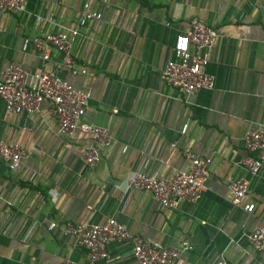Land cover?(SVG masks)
<instances>
[{
	"label": "crops",
	"instance_id": "1",
	"mask_svg": "<svg viewBox=\"0 0 264 264\" xmlns=\"http://www.w3.org/2000/svg\"><path fill=\"white\" fill-rule=\"evenodd\" d=\"M24 5L21 12L0 11V78L16 65L28 72L30 86L43 70L89 91L82 120L107 127L112 141L101 147L97 163L87 165L90 134H59L47 101L32 114L16 113L0 97V139L26 151L16 171L0 160V264H138L131 240L110 242L107 258L91 263L66 231V222L108 218L163 247L188 242L174 264H264V248L255 249L247 237L264 224V166L252 174L243 163L258 157L245 146L246 131L264 128V0ZM83 9L102 17L81 27L72 46L74 66L55 48L44 59L32 39L75 26ZM193 19L217 33L206 68L214 87L185 94L167 86L161 72L173 57L176 35ZM187 151L210 158L200 199L164 207L149 191L130 188L138 172L171 178L186 169ZM239 178L248 182L243 203H254L252 212L231 203L229 182Z\"/></svg>",
	"mask_w": 264,
	"mask_h": 264
},
{
	"label": "built area",
	"instance_id": "2",
	"mask_svg": "<svg viewBox=\"0 0 264 264\" xmlns=\"http://www.w3.org/2000/svg\"><path fill=\"white\" fill-rule=\"evenodd\" d=\"M24 0H0L1 12H21ZM100 12L81 10L75 26L58 32H49L44 37L32 39L35 48L43 52L48 59L49 50L55 48L63 54L64 63L74 66L72 46L80 34L81 27L87 22L100 20ZM216 30L199 19H193L190 28L176 35L172 45V58L167 61L161 79L169 87L185 94H192L200 89H212L213 77L206 71L209 54L215 44ZM85 73V70L81 71ZM35 85H28V72L16 65H9L0 78V97L8 111L32 114L39 110L44 101L50 103V113L55 116L58 132L64 137L72 136L76 131L92 136V144L84 151V162L93 165L100 159V149L111 141L109 129L86 123L82 120L90 93L81 88H74L66 80L55 74L39 70L34 74ZM186 128H184L185 130ZM247 150L258 153L257 158L247 157L243 163L252 174L264 166V128L249 129L244 136ZM127 147L123 148L125 152ZM188 160L186 169L177 170L171 178H159L143 172L136 173L129 186L134 190L149 191L164 207H174L180 200L196 201L200 199L208 176L210 158L192 151L185 153ZM26 151L17 144H10L0 139V160L10 170L19 169ZM231 203L242 205L247 212H252L255 204L243 203L248 192L245 179H231L229 182ZM56 223L49 225L54 228ZM66 231L74 237L75 244L87 250L91 263H97L108 256V244L116 241H132V254L138 264H174L181 252L190 249L188 242L180 248L163 247L142 239L131 233L127 227L115 218H108L103 223L74 224L66 222ZM250 244L257 250L264 248V224L248 234ZM63 264H77L66 260ZM215 264H227L219 260Z\"/></svg>",
	"mask_w": 264,
	"mask_h": 264
}]
</instances>
